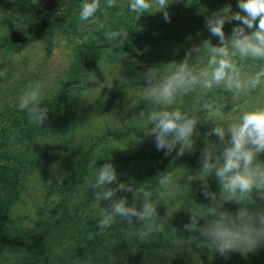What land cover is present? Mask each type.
Listing matches in <instances>:
<instances>
[{
	"label": "rangeland",
	"instance_id": "374dc122",
	"mask_svg": "<svg viewBox=\"0 0 264 264\" xmlns=\"http://www.w3.org/2000/svg\"><path fill=\"white\" fill-rule=\"evenodd\" d=\"M130 2L115 0L112 8L102 3L105 12H98L94 20L81 21L78 16L81 0H0V43L4 40L10 42L0 46V112L6 115L13 109L21 111L18 108L19 96L31 86L39 84L47 115H67L64 103L67 97L71 102L70 106L68 104L73 115L71 118L76 122L74 129L70 126L50 129L46 125L33 123L8 126L6 142H11L17 132L22 136L24 132H33L38 145L46 148L44 159L34 161L30 157L31 164L22 177V191L12 207L9 220L33 231L51 222L53 228L56 226L54 229L48 227L53 230L51 235L54 241L60 238L55 229L63 227L65 236L61 245L68 247L76 246L83 240L82 236L90 235L92 225L91 218H88L93 207L99 205L94 202V193L86 188V184L98 171L97 167L111 162L116 168L118 179L110 187L124 182L139 186L143 191L151 183L155 184L163 174L164 151L156 150L153 136L145 132L148 125L134 121L141 111L147 112L149 108L144 100L143 87L146 82L142 79L143 73L149 70L166 73L170 64L183 62L190 48L209 39L210 34L204 26L205 16L227 5H231L233 11L239 10L237 0H170L165 10L153 7L146 12H132ZM67 11L77 17L75 24H62L66 19L54 21ZM165 11L170 18L167 22L164 19ZM236 23H227L225 32L230 33ZM121 29L127 33L124 37L118 35ZM109 36L112 38L109 39ZM211 40L213 44L218 43L215 37H211ZM85 43L99 48L80 50ZM81 57L88 59L84 65L89 68L76 88L72 82L80 73L78 65ZM205 59L206 54L200 57L201 62ZM244 69L264 71V63L244 62ZM67 82L72 85L66 86ZM202 102L218 104L222 114L237 115L250 106L264 105V86L247 95H232L219 88L202 94L197 89L184 99L182 107L198 108ZM212 126V121H198L199 135L193 150L180 157H176L174 151L166 163L173 184L167 189L169 195L165 197V203L161 201L158 205L159 223H175L181 217L185 208L183 202L189 194L195 193L191 198L192 208L205 209L210 206L211 202L204 198L201 191L204 183L216 181L212 191L219 192L220 185L214 176L204 177V181L187 179L199 172L206 139H216L215 136L206 137ZM27 128L29 131H26ZM11 146L17 148L16 145ZM29 153L33 154V151ZM86 158L89 161L81 173L75 164L77 161L84 162ZM259 159L264 161V153L259 155ZM93 161H96V167L92 165ZM81 174L82 178L78 179ZM5 175L6 172L0 169L1 180H5ZM69 176L71 179L77 176L75 193L66 199L61 208H57L61 198L59 195L65 192L63 185ZM0 187L4 188L1 181ZM161 190L159 186L152 192L155 194ZM116 195L117 198L134 199L133 193L119 192ZM106 203L101 202V206ZM247 203L251 204L250 207L264 208V199L255 192ZM240 206L235 202L225 204V208L232 211ZM40 219L43 223L37 226ZM200 223H204V220ZM121 228L122 236L112 231L105 235V240H120L119 237L131 240L140 237L143 240L151 238L154 229L135 220L132 224L123 222ZM78 230L83 235L75 239L74 234ZM195 236L194 244L189 247L194 255L187 260V264H254L256 259L252 258L253 254H259L264 259V245L258 246L252 254L232 251L221 255L211 249V244L203 241L198 233ZM174 243L176 241L170 236L168 246L163 251L160 250L162 248L151 247L141 264H175L171 263L173 260L166 251ZM136 246L137 241L130 244L129 252Z\"/></svg>",
	"mask_w": 264,
	"mask_h": 264
},
{
	"label": "clouds",
	"instance_id": "9594fccd",
	"mask_svg": "<svg viewBox=\"0 0 264 264\" xmlns=\"http://www.w3.org/2000/svg\"><path fill=\"white\" fill-rule=\"evenodd\" d=\"M102 3L107 8L115 6V0H81L79 19L94 20ZM169 3L170 0L151 3L131 0L129 9L132 12H146L153 7L165 10ZM236 7L238 11L227 5L205 16L204 26L210 38L190 48L183 62L170 64L166 73L152 70L143 73L144 100L149 108L134 120L148 125L145 132L153 136L157 151L163 150L165 156L175 151L176 157L193 150L199 135L198 121L213 122L206 137L216 139H206L199 172L187 179L204 181V177L214 176L220 190L213 192L204 183L203 196L211 202L210 206L206 210L190 209L191 217L184 224V230L198 233L221 255L232 251L247 254L264 245V208L250 207L247 203L254 192L264 199V161L259 159L264 153V105H253L237 115H228L222 114L214 102H202L198 108L182 107V103L197 89L202 94L219 88L232 95H247L264 86V71L244 69V62L264 63V0H237ZM164 19L166 22L170 19L166 11ZM232 22L237 23L226 33L225 25ZM126 34L123 29L118 33L119 37ZM211 37L217 38L218 43L213 44ZM204 54L206 59L201 62ZM42 101L40 85L36 84L19 96L18 108L43 121L48 111ZM92 165L96 167V161ZM97 168L86 188L93 191L97 205L107 202L101 206L99 230L110 228L117 219L128 224L135 220L145 227L158 226V205L161 201L165 203L169 195L167 189L173 184L171 175L159 179L162 190L154 194L131 183L120 182L110 187L118 179L116 168L111 162ZM119 192L133 193V202L117 198ZM228 202L241 206L232 211L225 208Z\"/></svg>",
	"mask_w": 264,
	"mask_h": 264
},
{
	"label": "trees",
	"instance_id": "16d2710c",
	"mask_svg": "<svg viewBox=\"0 0 264 264\" xmlns=\"http://www.w3.org/2000/svg\"><path fill=\"white\" fill-rule=\"evenodd\" d=\"M79 8L80 4H78V9ZM105 10L106 8L102 6L100 11L105 12ZM63 19H66V22L62 24L68 25L75 24L77 17L67 11L65 14L58 15L54 21L62 22ZM62 24H59V26ZM123 29H125V27H123ZM37 35L42 36L44 34ZM126 40L125 43H128ZM9 43V41L4 40L0 43V46ZM83 48H86V51H91L99 47L85 43L81 46L80 50ZM86 62H88V59L80 58V64L78 65L80 73L75 82H72L76 88L81 83L85 74L84 72L89 68V66L84 65ZM69 84L72 85L70 82H67L66 86ZM64 99L67 115L64 113H60L57 116L47 115L43 121L30 116L25 110L19 111L13 109L11 113L6 115L0 112V169L6 172L5 180L0 179L4 185L3 189L0 187V264H83V262H86L85 264H141V260L146 256L151 247L162 248L160 249L161 251H163V248H167V242L170 236H173V239L176 241V243L166 250L167 254L173 260L171 263L187 264V260L192 259L194 255L189 247L191 244H194L193 240L196 238V233L185 231L184 224L187 223L191 217L190 209L192 208L193 202L191 198L192 195H195V190L193 192L194 194L186 196L183 202L185 208L181 213V217L177 219L175 223L168 222L167 224L165 222H160L158 226L153 227V234H151L150 237L153 236L151 238H143V240H141L140 237H134L132 240L125 239V237H119L120 240L110 238L105 240V235L112 231H114L115 235L119 234L122 236L121 231L123 228H121V226L123 222L117 219L110 228L103 231L99 230L97 228V224L101 218L99 206L93 207V211L91 210L92 214L88 218V220L91 218L92 225L90 228V235H84L86 236L85 238L82 236L83 234L80 230L76 231L74 234L75 239H80L82 236L81 239L83 240L79 241L76 246H69L71 250H69L68 245H61L63 237L65 236L63 234V227L55 229V232L59 233L60 238L58 241H54L51 234L53 232L52 229L56 226L54 225L55 227L53 228L51 222L39 226L43 223V220L40 219L39 224H37V226H39L37 227L39 228L38 231H33L34 229L28 230L23 225L17 223H10L9 219L11 217L12 207L22 191V177L27 173L28 167L31 164L32 159L30 160V157H33L34 161L41 158L44 159L46 157V148L44 149L45 146L41 144L38 145V142H36L37 138H35L33 132L30 134L24 132L23 136L17 132L16 135H13L14 139H12L11 142H6L5 134L8 131V126H23L33 123V125H46L45 127L50 129L60 128L62 126H70V128L72 127V129H74L76 122L71 118V116L73 117L69 107L71 102L69 103L67 97ZM26 131H29L28 128ZM11 145H16L17 148L14 149ZM30 150L33 151V154L29 153ZM171 155L172 154L165 156L163 159L161 168L163 174L161 177L169 175L166 163L169 162ZM88 161L89 158L84 159V162L81 163L80 161L76 162L75 165H78L81 173L85 171V164L88 163ZM82 176L83 174H81L78 179H81ZM76 177L77 176H74V178L71 179L69 176L65 179L63 185V190H65V192L62 195L58 194L61 198L57 208H61L66 199L74 195V190H76L74 189V183L77 181ZM215 184L216 181L207 183V187L212 191ZM159 186V180H157L155 184L151 183V185L147 186L144 191L154 192ZM201 191H204V187ZM128 202L132 203L133 200H128ZM46 208H48V206H46ZM62 221L64 222V218ZM48 227H52V229H48ZM167 233L171 235H167ZM135 241H137L138 246L134 247L132 252H129V245ZM195 253L197 256V252ZM250 253L251 252H249V254ZM252 258L256 259L254 264H264V259L260 258L259 254H253ZM161 264L165 263L162 262Z\"/></svg>",
	"mask_w": 264,
	"mask_h": 264
}]
</instances>
